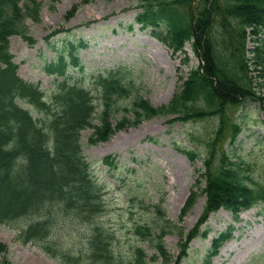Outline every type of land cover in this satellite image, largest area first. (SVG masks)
I'll return each instance as SVG.
<instances>
[{
  "label": "trees",
  "instance_id": "16d2710c",
  "mask_svg": "<svg viewBox=\"0 0 264 264\" xmlns=\"http://www.w3.org/2000/svg\"><path fill=\"white\" fill-rule=\"evenodd\" d=\"M138 2L144 8L139 22L152 26L155 36L175 53L191 42L201 64L193 69L171 103L161 108H155L138 92L135 72L129 66L118 67L100 78L98 83L104 89L97 98L66 79L68 91L60 96L64 106L47 133L16 102L24 98L33 103L37 93L23 88L8 51L9 37L23 32L25 18L36 19L37 0H0V223L32 215L38 222L28 232L39 230L50 239L46 250L63 264H149L146 252L137 245L128 251L119 247L117 232L100 220L107 214V192L92 180L82 155L80 132L87 128L94 129L90 138L94 144L155 116L178 114L183 122L216 119V129L206 142L205 171L201 175L207 204L198 225L181 243L177 264L184 259L190 240L209 212L223 206L238 213L264 200V179L246 173V164L234 161L233 152L225 146H234L242 132V125L233 120L229 109L236 111L248 100L259 99L264 88V0ZM249 37L252 48H248ZM52 72H66L63 59ZM119 114L121 119L113 125ZM181 151L192 159L199 156L196 151ZM18 158L23 159L24 169L20 164L16 166ZM197 194L194 191L189 197L183 213L194 204ZM157 210L161 218L153 227L135 225L132 230L135 238L153 242L163 264H169L170 253L163 238L180 228ZM64 220L85 228L78 249L58 247L54 241L53 230ZM225 237L216 239L214 248ZM3 249L0 244V251ZM208 258L204 264L209 263Z\"/></svg>",
  "mask_w": 264,
  "mask_h": 264
},
{
  "label": "rangeland",
  "instance_id": "374dc122",
  "mask_svg": "<svg viewBox=\"0 0 264 264\" xmlns=\"http://www.w3.org/2000/svg\"><path fill=\"white\" fill-rule=\"evenodd\" d=\"M40 1L43 7L39 21L27 20L28 35L34 43L16 35L11 37L10 49L20 66V74L28 81L40 83L43 90L49 92V97L55 88V78L45 72V66L60 55L68 58L70 73L82 83H88L98 71L120 64L132 66L142 94L158 106L171 100L190 69L198 65L189 45L187 54L174 55L152 36L151 29H141L136 24L135 16L140 9L135 6V0H60L53 6L49 0ZM75 5L80 6L67 20L66 14ZM55 31L59 32L50 36ZM72 42L78 47L80 66L72 63L68 50ZM186 55L189 56L187 64L184 62ZM32 110L37 116L38 111ZM237 115L249 122L241 135L243 143L236 144L239 155L264 157V101L263 104L249 102ZM169 119L145 121L137 127L118 132L110 141L97 146L87 145L90 131L82 134L84 154L92 163L94 174L110 190L109 211L103 221L120 237L123 236L122 242L127 244V249L134 243L129 229L134 224L150 222L148 218L155 204L161 203L168 219L179 220L198 177L197 169L201 167L199 161H192L180 153L179 148L191 147L201 153L200 157H205L204 143L191 144L188 134L197 131L204 137L212 131L213 122L170 124ZM255 144L259 148L254 147ZM108 155L118 161L115 167L110 168L102 162V158ZM258 167H264V160L259 161ZM204 200L200 196L181 223L187 229L196 223ZM257 212L258 209H254L240 214L241 220L234 224V237L212 264H252V256L264 251V216L257 215ZM233 220L225 210L213 214L208 222V237H199L191 244L189 264H201L212 238L226 230ZM81 231L78 226L63 222L59 226L58 242L65 247L78 246ZM17 234L14 227L0 225V241L8 246L7 258L11 264H60L40 248L18 241ZM178 242L177 235L166 238L167 247L175 256L178 254ZM141 246L149 256L152 255L148 243Z\"/></svg>",
  "mask_w": 264,
  "mask_h": 264
}]
</instances>
